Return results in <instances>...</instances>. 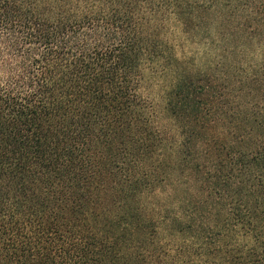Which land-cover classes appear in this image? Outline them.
Here are the masks:
<instances>
[{"label": "trees", "instance_id": "16d2710c", "mask_svg": "<svg viewBox=\"0 0 264 264\" xmlns=\"http://www.w3.org/2000/svg\"><path fill=\"white\" fill-rule=\"evenodd\" d=\"M0 264H264V0H0Z\"/></svg>", "mask_w": 264, "mask_h": 264}, {"label": "rangeland", "instance_id": "374dc122", "mask_svg": "<svg viewBox=\"0 0 264 264\" xmlns=\"http://www.w3.org/2000/svg\"><path fill=\"white\" fill-rule=\"evenodd\" d=\"M186 50L191 54L193 52H197L198 50H200V48L191 44L186 47ZM145 93L148 98H150V100L153 102L156 108L158 117L157 120L160 126L166 129H174L175 124L172 121L169 113L167 112L166 101L160 88L157 87L155 84L150 83L148 84V86H146Z\"/></svg>", "mask_w": 264, "mask_h": 264}]
</instances>
